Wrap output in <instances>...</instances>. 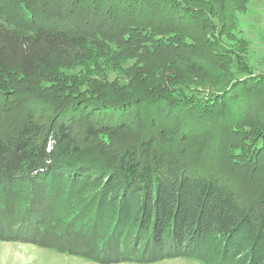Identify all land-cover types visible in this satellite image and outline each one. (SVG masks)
<instances>
[{
  "label": "trees",
  "instance_id": "trees-1",
  "mask_svg": "<svg viewBox=\"0 0 264 264\" xmlns=\"http://www.w3.org/2000/svg\"><path fill=\"white\" fill-rule=\"evenodd\" d=\"M248 4L0 0V242L264 264V72L219 37Z\"/></svg>",
  "mask_w": 264,
  "mask_h": 264
},
{
  "label": "rangeland",
  "instance_id": "rangeland-1",
  "mask_svg": "<svg viewBox=\"0 0 264 264\" xmlns=\"http://www.w3.org/2000/svg\"><path fill=\"white\" fill-rule=\"evenodd\" d=\"M249 4L244 11L237 13L236 23L233 24V31L228 36L219 35L223 46H231L232 49L240 51L241 59L248 63V68L253 71L264 72V0H248ZM190 42V41H189ZM159 53V52H158ZM161 54V53H160ZM147 55L148 61L154 67L162 66L164 63L175 64L174 68L180 70V63L173 61L174 56L162 52V56ZM134 63V61H131ZM173 66L169 67L172 68ZM232 70L229 65L221 67L214 65L213 68ZM229 70V71H230ZM249 70V69H248ZM171 71H174L171 69ZM167 71V75L168 72ZM250 71V70H249ZM252 71V72H253ZM233 72V71H232ZM230 73V72H229ZM231 74V73H230ZM234 77V73L231 74ZM230 77V75H228ZM259 111L264 110L262 106ZM262 114L264 112H261ZM261 114V115H262ZM257 115V114H256ZM258 116V115H257ZM0 264H95L87 262L78 257L67 256L47 249H41L32 244L19 242H0ZM132 264V263H120ZM155 264H200L185 259L165 260Z\"/></svg>",
  "mask_w": 264,
  "mask_h": 264
}]
</instances>
